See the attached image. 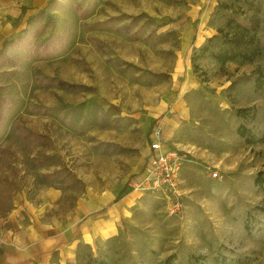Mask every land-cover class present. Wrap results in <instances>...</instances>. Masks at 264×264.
Wrapping results in <instances>:
<instances>
[{"label": "rangeland", "instance_id": "1", "mask_svg": "<svg viewBox=\"0 0 264 264\" xmlns=\"http://www.w3.org/2000/svg\"><path fill=\"white\" fill-rule=\"evenodd\" d=\"M262 1L256 12L239 0H0V50L19 56L14 68L0 65V179L14 183L0 212V264L16 229L68 228L77 211L86 212L65 237L75 261L65 264H264V191L254 184L259 171L264 177V143L246 144L236 131L264 132ZM217 3L259 22L254 61L200 55L208 37L226 30ZM26 31L33 44L63 46L47 59L11 51L7 41ZM47 78L54 82L44 86ZM159 115L175 119L167 141L189 156L178 174L179 214L168 189L126 185ZM21 128L49 140L25 144ZM58 168L56 184L67 171L81 184L41 182Z\"/></svg>", "mask_w": 264, "mask_h": 264}, {"label": "trees", "instance_id": "2", "mask_svg": "<svg viewBox=\"0 0 264 264\" xmlns=\"http://www.w3.org/2000/svg\"><path fill=\"white\" fill-rule=\"evenodd\" d=\"M243 2L246 6L251 9H254L256 12L262 10V0H239ZM219 10L222 12V15L225 17V29L218 28L216 33L207 38V42L199 48L200 55L209 53L213 60L217 63L223 64L229 60L239 59L245 62H252L261 55V47L258 43V40L255 38V33L259 31L260 24L255 20H245L238 17L232 12H228L226 5L224 3H217ZM79 8V4L77 3ZM84 13V12H83ZM84 16V14H82ZM109 22V21H108ZM232 28L233 31L230 29ZM35 33L23 32L16 36V38L7 41L11 51H28L30 54L37 58L47 59L51 52L57 50L63 46L62 41H46L43 43L33 44V36ZM60 38V37H58ZM19 62V56L17 53H9L5 49L0 50V65H8L11 67H16ZM262 75H259L255 78V88L259 89L261 86ZM56 81V80H55ZM54 82V79L47 78L44 86H48ZM56 84L59 86H69L73 88L74 85L67 84L65 81L57 80ZM243 109H238L237 112L242 111ZM162 115H159L155 121L152 122V129L156 127L158 121L161 119ZM4 114L2 108H0V123L3 121ZM16 128H18L15 125ZM150 131V133H151ZM237 134L244 140L246 144H263L264 143V132H256L250 127H246L243 124H239L237 127ZM150 133L148 138L150 137ZM18 134L21 136L23 142L26 144L37 145L44 143L49 139L41 134L36 133L30 130L20 129ZM50 162V157H45V159H38L37 163L39 165H45ZM62 173V169L58 168L51 172H46L40 174L41 182H45L50 185L56 184V179ZM263 171H259L254 178V184L258 186L261 190L264 191V177L261 175ZM61 184H56L55 188H70L71 186H77L81 184L80 179H78L74 172L67 171V175L60 178ZM14 187V183L9 179H0V212L8 211L12 203L11 191ZM125 193L123 188L119 195ZM246 227H248L246 225ZM224 259H220V264H227ZM167 262V261H165ZM107 264V263H101Z\"/></svg>", "mask_w": 264, "mask_h": 264}, {"label": "crops", "instance_id": "3", "mask_svg": "<svg viewBox=\"0 0 264 264\" xmlns=\"http://www.w3.org/2000/svg\"><path fill=\"white\" fill-rule=\"evenodd\" d=\"M161 119L157 127L160 129L165 146H172L167 140L172 139L177 122L173 118ZM167 136H169L170 139H167ZM141 169L142 166L134 177L139 175ZM128 183L129 181L126 182L127 186ZM123 188L125 189L126 187H122L120 191ZM55 189L57 190L58 188ZM123 195H125V193L122 194V196ZM86 210H88V208H86ZM85 212L81 214V211H77L74 220L68 224V228H64L62 225H57L58 227H56L40 223L31 225L26 229H16L12 234L13 241H10V243H8L9 245L7 244L10 247L7 248L10 250L13 247L14 251L6 253L5 264H65L75 261V245H65V237L66 233L72 234L76 225L79 223L80 217ZM86 232L82 230V233H84L83 236Z\"/></svg>", "mask_w": 264, "mask_h": 264}, {"label": "built area", "instance_id": "4", "mask_svg": "<svg viewBox=\"0 0 264 264\" xmlns=\"http://www.w3.org/2000/svg\"><path fill=\"white\" fill-rule=\"evenodd\" d=\"M148 141V154L142 169L137 177L129 180L128 186L130 189L150 192L168 189L175 197L172 214H179L178 174L184 162L189 161L188 152L172 146L164 148V139L157 126L151 131ZM207 168L212 177L218 175L216 170H211L209 166Z\"/></svg>", "mask_w": 264, "mask_h": 264}]
</instances>
